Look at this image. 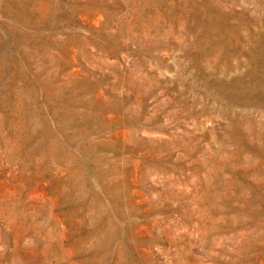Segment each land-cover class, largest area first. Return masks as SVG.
Wrapping results in <instances>:
<instances>
[{"label":"rangeland","instance_id":"rangeland-1","mask_svg":"<svg viewBox=\"0 0 264 264\" xmlns=\"http://www.w3.org/2000/svg\"><path fill=\"white\" fill-rule=\"evenodd\" d=\"M0 264H264V0H0Z\"/></svg>","mask_w":264,"mask_h":264}]
</instances>
